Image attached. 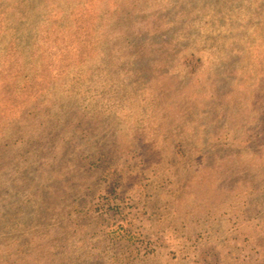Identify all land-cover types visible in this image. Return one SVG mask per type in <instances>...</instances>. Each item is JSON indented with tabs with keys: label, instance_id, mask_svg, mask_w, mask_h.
I'll return each instance as SVG.
<instances>
[{
	"label": "rangeland",
	"instance_id": "1",
	"mask_svg": "<svg viewBox=\"0 0 264 264\" xmlns=\"http://www.w3.org/2000/svg\"><path fill=\"white\" fill-rule=\"evenodd\" d=\"M0 264H264V0H0Z\"/></svg>",
	"mask_w": 264,
	"mask_h": 264
}]
</instances>
